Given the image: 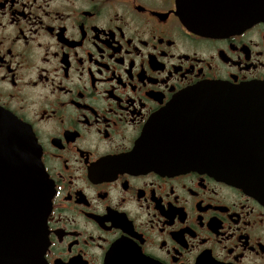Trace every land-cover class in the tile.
<instances>
[{"label": "flooded vegetation", "instance_id": "flooded-vegetation-1", "mask_svg": "<svg viewBox=\"0 0 264 264\" xmlns=\"http://www.w3.org/2000/svg\"><path fill=\"white\" fill-rule=\"evenodd\" d=\"M264 83V24L209 37L177 0H0V108L50 188L45 264H264V202L152 168L144 130L204 82Z\"/></svg>", "mask_w": 264, "mask_h": 264}, {"label": "water", "instance_id": "water-1", "mask_svg": "<svg viewBox=\"0 0 264 264\" xmlns=\"http://www.w3.org/2000/svg\"><path fill=\"white\" fill-rule=\"evenodd\" d=\"M184 26L216 37L264 24V0H177ZM152 168L197 172L264 202V83L204 82L151 117ZM50 188L28 126L0 108V264H45Z\"/></svg>", "mask_w": 264, "mask_h": 264}]
</instances>
